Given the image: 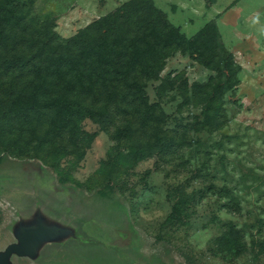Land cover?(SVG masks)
<instances>
[{"label":"rangeland","instance_id":"rangeland-1","mask_svg":"<svg viewBox=\"0 0 264 264\" xmlns=\"http://www.w3.org/2000/svg\"><path fill=\"white\" fill-rule=\"evenodd\" d=\"M124 1L34 0L33 11L66 40ZM153 1L188 37L216 28L240 67L236 88L217 122L206 123L194 84L217 72L181 52L168 58L147 93L169 115L163 128L176 144L131 169L115 156L152 135L135 123L123 136L133 121L118 109L84 119L60 160L33 149L37 123L0 118V252L37 208L77 232L40 245L38 258L14 254L11 264H264V0ZM168 74L175 82L160 98ZM226 235L238 254L219 249Z\"/></svg>","mask_w":264,"mask_h":264},{"label":"trees","instance_id":"trees-1","mask_svg":"<svg viewBox=\"0 0 264 264\" xmlns=\"http://www.w3.org/2000/svg\"><path fill=\"white\" fill-rule=\"evenodd\" d=\"M33 8L34 0H0V118L16 117L26 127L37 123L33 149L45 157L57 154L60 160L84 119L97 120L114 109L133 121L121 128L123 136L133 135L135 123L152 135L118 152L120 167L131 169L173 147L176 136L163 128L169 115L150 101L147 87L177 52L217 72L207 84H194L195 96L205 102L206 123L217 122L225 95L239 82L240 67L217 42L212 24L188 37L153 0H126L66 40ZM173 80L171 74L161 79L160 98ZM77 140L84 144L87 137ZM218 247L238 254L236 240L227 235Z\"/></svg>","mask_w":264,"mask_h":264},{"label":"water","instance_id":"water-1","mask_svg":"<svg viewBox=\"0 0 264 264\" xmlns=\"http://www.w3.org/2000/svg\"><path fill=\"white\" fill-rule=\"evenodd\" d=\"M27 222V220H21L15 225L14 233L18 242L9 244L0 252V264H11L14 254L38 258L40 252L37 249L40 245L62 241L68 234L72 237L77 236L75 229L51 219L40 208L36 209L35 215L31 217L29 223Z\"/></svg>","mask_w":264,"mask_h":264}]
</instances>
